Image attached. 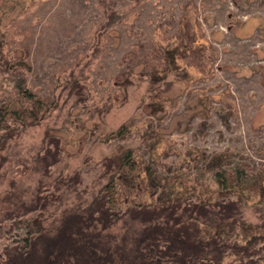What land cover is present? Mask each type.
Masks as SVG:
<instances>
[{
	"label": "rangeland",
	"instance_id": "obj_1",
	"mask_svg": "<svg viewBox=\"0 0 264 264\" xmlns=\"http://www.w3.org/2000/svg\"><path fill=\"white\" fill-rule=\"evenodd\" d=\"M104 1L118 13L114 25H106ZM0 38L11 59L29 63L26 85L44 108L57 105L1 145L8 158L0 216L40 182L46 194L63 198L41 213L3 221L0 251L32 231L40 215L49 227L63 208L90 199L106 181L99 177L102 158L123 148H133L135 169L120 175L121 204L156 196L143 179L148 169L162 187L173 182L171 192L206 193L215 183L204 164L223 151L221 169L240 170L248 189L264 184V0H0ZM174 49L179 67L169 69L166 50ZM72 69L89 93L82 103L60 85ZM0 102L9 120H29L17 116L25 102L1 67ZM46 130L60 140L61 154L41 176L30 167ZM73 172L80 175L77 189L54 191L55 179ZM259 199L253 190L244 195L242 222L226 229L227 237L252 233ZM257 258L264 260V251Z\"/></svg>",
	"mask_w": 264,
	"mask_h": 264
},
{
	"label": "trees",
	"instance_id": "obj_2",
	"mask_svg": "<svg viewBox=\"0 0 264 264\" xmlns=\"http://www.w3.org/2000/svg\"><path fill=\"white\" fill-rule=\"evenodd\" d=\"M104 4L106 25H114L118 13L111 4L106 1ZM4 46L0 38V67L10 75L17 94L25 102L17 116L20 120L26 117L29 120L14 123L16 118H6L9 111L0 104V147L16 131L38 124L43 109L57 106L44 108L43 99L26 85L29 63L11 59ZM166 52L172 60L169 69H177V50ZM201 72L205 74V69L202 68ZM63 78L62 89L70 87L69 93L77 97V102L82 103L89 97L73 69ZM155 80L149 79L151 85ZM124 128L118 130V137L123 136ZM60 154V140L46 130L41 146L31 158L34 166L30 169L48 176ZM226 154V151L214 153L205 162L203 170L211 172L210 179L215 183V187L206 193L194 188L187 190L188 187L171 192L174 183L162 187L148 169L143 179L149 185L148 191L158 192L156 196L151 194L150 200H140L134 195L122 204L120 198L125 182L120 175L134 171V150L123 148L105 156L101 160L99 177L106 181L97 192L84 202L63 208L49 227L43 224L41 215L37 217L32 231L3 247L0 264H264V260L257 258L264 251V184L259 181L248 189L249 179L240 170L231 173L221 169ZM7 158L6 153H0V176ZM80 182V175L73 172L55 179L52 187L56 192L69 193L77 189ZM158 187L161 189L157 190ZM130 190L135 193L136 188L129 187ZM250 190L260 198L261 205L255 210L259 219L251 234L231 239L225 230L239 227L242 201ZM61 196L59 193L46 194L44 184L40 182L28 199L19 200L12 210L0 216V224L19 216L41 213L54 202L61 201Z\"/></svg>",
	"mask_w": 264,
	"mask_h": 264
}]
</instances>
